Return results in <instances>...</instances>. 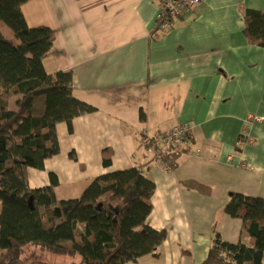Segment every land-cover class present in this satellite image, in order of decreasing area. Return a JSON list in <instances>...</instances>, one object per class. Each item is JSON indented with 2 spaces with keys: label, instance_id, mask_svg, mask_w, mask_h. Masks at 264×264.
<instances>
[{
  "label": "crops",
  "instance_id": "obj_1",
  "mask_svg": "<svg viewBox=\"0 0 264 264\" xmlns=\"http://www.w3.org/2000/svg\"><path fill=\"white\" fill-rule=\"evenodd\" d=\"M160 2L23 4L30 27L56 32L44 57L47 71L69 72L73 95L96 108L75 117L72 131L66 122L57 125L59 154L47 158L43 169L29 168L28 179L40 188L54 173L57 197L72 199L100 175L140 166L156 184L148 221L168 234L158 255L126 264H202L215 224L225 240L249 241L243 221L224 212L230 194L264 199V48L248 41L242 13L264 11V0H201L166 32L156 29ZM0 30L12 37L9 27ZM16 99L11 97V109ZM250 113L262 120H248ZM179 124L191 128V137L169 171L142 139ZM240 136L245 143L237 150ZM185 180L206 185L210 193L184 187Z\"/></svg>",
  "mask_w": 264,
  "mask_h": 264
},
{
  "label": "trees",
  "instance_id": "obj_2",
  "mask_svg": "<svg viewBox=\"0 0 264 264\" xmlns=\"http://www.w3.org/2000/svg\"><path fill=\"white\" fill-rule=\"evenodd\" d=\"M27 1L0 0V27L12 31L8 38L0 30V264H44L34 261L33 251V260L23 262L29 248L80 256L72 264H126L158 255L168 231L148 221L156 184L142 167L100 175L78 198L57 197L54 173L49 185L30 186L28 169H43L46 159L60 152L57 125L66 122L72 131L75 117L96 108L73 95L69 72L47 71L44 57L53 48L56 32L27 24L22 11ZM242 13L248 41L264 48V11L243 8ZM12 96L17 97L16 109L10 108ZM243 143L240 136L237 150ZM142 145L152 146L144 139ZM109 155L105 150L106 166L111 164ZM181 184L210 193L194 180ZM224 212L243 221L242 233L249 241L225 240L215 224L202 264H264V199L232 192Z\"/></svg>",
  "mask_w": 264,
  "mask_h": 264
},
{
  "label": "built area",
  "instance_id": "obj_3",
  "mask_svg": "<svg viewBox=\"0 0 264 264\" xmlns=\"http://www.w3.org/2000/svg\"><path fill=\"white\" fill-rule=\"evenodd\" d=\"M201 0H161L156 19V29L161 32L169 31L173 19L196 11ZM248 120L261 121L262 117L253 113L248 115ZM191 137V128L187 124H179L161 133L157 137L144 134V140L154 147L155 155L166 170H173L176 162L169 161L167 156L182 154L185 144Z\"/></svg>",
  "mask_w": 264,
  "mask_h": 264
},
{
  "label": "rangeland",
  "instance_id": "obj_4",
  "mask_svg": "<svg viewBox=\"0 0 264 264\" xmlns=\"http://www.w3.org/2000/svg\"><path fill=\"white\" fill-rule=\"evenodd\" d=\"M13 101L14 100H12V103ZM32 251L35 252V254H37V257L34 258V261H40L44 264H72L73 262L80 260V256L72 258L68 256H60V255L52 254L48 251H41L38 248H29L28 254H26L23 258L24 263L33 260V256H31L30 258V254ZM27 257L29 258L28 260L26 259Z\"/></svg>",
  "mask_w": 264,
  "mask_h": 264
}]
</instances>
